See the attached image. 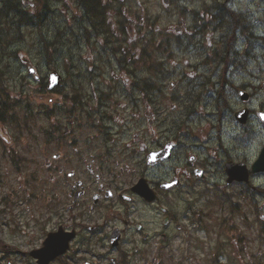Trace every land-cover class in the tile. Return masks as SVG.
Instances as JSON below:
<instances>
[{
  "label": "rangeland",
  "instance_id": "obj_1",
  "mask_svg": "<svg viewBox=\"0 0 264 264\" xmlns=\"http://www.w3.org/2000/svg\"><path fill=\"white\" fill-rule=\"evenodd\" d=\"M111 1L106 35L79 0H5L15 11L0 15V264H36L27 252L66 214L54 196L74 184L67 172H85L93 160L111 170L100 180L120 188L139 178L180 180L163 207L184 232L164 230L171 236L158 264H264V172L229 185L224 173L228 159L249 169L264 147V91L249 102L237 93L264 83V0L229 3L251 15L248 33L259 40L247 42L212 17L209 6L224 0ZM22 10L31 21L20 20ZM120 47L131 64L117 62ZM53 70L62 82L48 90ZM147 79L158 91L139 92ZM244 107L251 114L241 125L233 114ZM168 141L172 159L148 167L147 153ZM191 155L190 170H203V179L183 171ZM116 256L81 258L110 264Z\"/></svg>",
  "mask_w": 264,
  "mask_h": 264
},
{
  "label": "flooded vegetation",
  "instance_id": "obj_2",
  "mask_svg": "<svg viewBox=\"0 0 264 264\" xmlns=\"http://www.w3.org/2000/svg\"><path fill=\"white\" fill-rule=\"evenodd\" d=\"M250 18L240 11L237 28L241 29V22L245 20L251 28ZM254 89L258 90V87ZM193 163L184 164L183 171L191 173L190 165ZM85 170H78L77 175L74 170L69 171L66 176L73 179L74 184L67 183L63 186L67 188L60 191L63 201L69 197L72 200L68 205L72 217L60 223L64 231L75 232L69 253L89 256L96 261L112 253L117 254L116 258L110 257V264H158L163 248L168 245L165 241L171 236L164 230L170 227L184 232L179 220L163 207V195L173 190L163 191L162 181H148L156 198L147 202L131 191L132 186L127 187L126 184L120 188V183L105 184L100 180L105 171L111 173L110 169L104 171L100 162L93 160V165L87 164ZM59 172L63 170L59 169ZM97 172L101 174H95ZM93 175L98 179V186L91 183ZM77 191L80 192L79 197L75 195Z\"/></svg>",
  "mask_w": 264,
  "mask_h": 264
},
{
  "label": "water",
  "instance_id": "obj_3",
  "mask_svg": "<svg viewBox=\"0 0 264 264\" xmlns=\"http://www.w3.org/2000/svg\"><path fill=\"white\" fill-rule=\"evenodd\" d=\"M163 2L167 3V0H163ZM59 82L60 77L56 73H53L50 76L49 87L53 88L54 86L58 85ZM241 99L246 100L247 95L241 93ZM235 117L238 119L239 122L245 123L247 117V110H242L236 113ZM169 150L170 148L166 147L163 151L150 153L148 157V164L153 165L160 158H168ZM251 172H264V148L261 149L257 160L252 164ZM226 174L228 176L227 183H230L232 181L248 182L249 172L243 163H228L226 166ZM173 184L174 183L164 184L163 188H169ZM132 191H134L147 201H151L154 199V193L148 188V185L146 184V181L144 179H140L132 188ZM261 218L264 220V215H262ZM71 237L72 235L63 236L61 233H54L48 235L46 240L44 241L43 247L41 249L30 252V256L37 259L38 264H49L51 260L66 251L68 247V241Z\"/></svg>",
  "mask_w": 264,
  "mask_h": 264
},
{
  "label": "bare ground",
  "instance_id": "obj_4",
  "mask_svg": "<svg viewBox=\"0 0 264 264\" xmlns=\"http://www.w3.org/2000/svg\"><path fill=\"white\" fill-rule=\"evenodd\" d=\"M2 1L5 3V0H2ZM92 1H93L92 3L95 5V9H96L97 14H101V10L96 5L95 1L94 0H92ZM13 11H15V8L4 5L0 9V15L7 16L9 13H11ZM235 13L236 12H235L234 9L232 10L231 8H228V9H224V10L219 11L218 14H217V17L219 19L230 20L233 17V15H235Z\"/></svg>",
  "mask_w": 264,
  "mask_h": 264
},
{
  "label": "trees",
  "instance_id": "obj_5",
  "mask_svg": "<svg viewBox=\"0 0 264 264\" xmlns=\"http://www.w3.org/2000/svg\"><path fill=\"white\" fill-rule=\"evenodd\" d=\"M95 3H97V0H94ZM93 1L92 0H84L83 3H85V7H86V11L88 13H91V14H94L96 15L97 12H96V9H95V5L92 3ZM86 3H91L90 5L86 4ZM97 5V4H96Z\"/></svg>",
  "mask_w": 264,
  "mask_h": 264
},
{
  "label": "snow or ice",
  "instance_id": "obj_6",
  "mask_svg": "<svg viewBox=\"0 0 264 264\" xmlns=\"http://www.w3.org/2000/svg\"><path fill=\"white\" fill-rule=\"evenodd\" d=\"M30 71H34V69H30ZM260 118L264 120V112L260 113ZM199 175V173H197ZM170 186V185H169Z\"/></svg>",
  "mask_w": 264,
  "mask_h": 264
}]
</instances>
